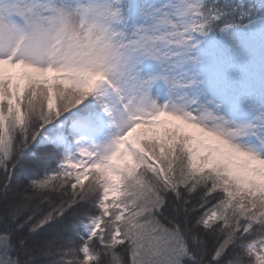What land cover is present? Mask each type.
Wrapping results in <instances>:
<instances>
[{"label": "snow or ice", "instance_id": "obj_1", "mask_svg": "<svg viewBox=\"0 0 264 264\" xmlns=\"http://www.w3.org/2000/svg\"><path fill=\"white\" fill-rule=\"evenodd\" d=\"M0 264H264V0H0Z\"/></svg>", "mask_w": 264, "mask_h": 264}, {"label": "trees", "instance_id": "obj_2", "mask_svg": "<svg viewBox=\"0 0 264 264\" xmlns=\"http://www.w3.org/2000/svg\"><path fill=\"white\" fill-rule=\"evenodd\" d=\"M52 229H45V232L41 234V236H37L35 237V240L36 241H42L46 236H48L50 233H52ZM42 260L45 259V258H41Z\"/></svg>", "mask_w": 264, "mask_h": 264}]
</instances>
